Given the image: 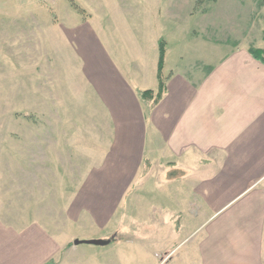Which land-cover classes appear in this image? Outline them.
Instances as JSON below:
<instances>
[{"label": "rangeland", "instance_id": "1", "mask_svg": "<svg viewBox=\"0 0 264 264\" xmlns=\"http://www.w3.org/2000/svg\"><path fill=\"white\" fill-rule=\"evenodd\" d=\"M207 2L186 10L172 0H0V217L12 229L11 262L41 261L53 245L46 264H200V241L233 210L215 215L231 196L227 185L208 205L194 186L198 172L146 164L122 202L86 194L113 133L81 52L88 42L94 53H143L154 64L163 37L173 65L179 53L197 49ZM212 10L220 15L222 52L238 44L242 24L240 46L264 55V0H220ZM202 44L200 37V53ZM22 85L27 106L20 105Z\"/></svg>", "mask_w": 264, "mask_h": 264}, {"label": "crops", "instance_id": "2", "mask_svg": "<svg viewBox=\"0 0 264 264\" xmlns=\"http://www.w3.org/2000/svg\"><path fill=\"white\" fill-rule=\"evenodd\" d=\"M172 1L176 5L185 2L186 10L198 4L197 0ZM219 2H207L201 36L197 32L193 38L195 52L179 53L171 65L167 48V91L155 105L142 100L139 91L157 90L158 62L153 64L143 53H94L87 42L81 52L83 73L113 134L105 153L108 160L86 180V194L113 204L122 202L136 180L148 172L147 168L140 174L146 159L153 168L165 166L163 171L180 166L198 172L192 176L194 186L208 205L218 203L222 186L231 188L227 204L215 215L227 205L233 206L226 221L214 222L200 241V264H264V62L253 56L252 44L249 49L240 46L247 33L242 24L235 29L240 36L238 44L228 52L220 50L221 39L215 35L220 15L212 10ZM229 6L241 11L245 4ZM250 6L246 16L252 26L257 6ZM236 14L234 20L241 13ZM13 63L12 70L17 69ZM24 90L22 85L20 105L27 106ZM11 234L12 229L9 231L1 219L0 264H46L47 258L57 253L52 245L41 261L11 262L7 249L8 244L11 248Z\"/></svg>", "mask_w": 264, "mask_h": 264}, {"label": "trees", "instance_id": "3", "mask_svg": "<svg viewBox=\"0 0 264 264\" xmlns=\"http://www.w3.org/2000/svg\"><path fill=\"white\" fill-rule=\"evenodd\" d=\"M207 1L215 2L217 0H198V4H203ZM261 49L251 48V53L253 56L260 61L264 62V55L262 54ZM166 53H167V42L166 39L161 37L159 39V59H158V69H157V78H158V87L157 90L147 89V90H140L139 95L147 103L152 102V105H155L161 101L164 94L167 91V82H168V75L165 74V60H166ZM147 164L148 167L151 166V162L149 159L145 160V165Z\"/></svg>", "mask_w": 264, "mask_h": 264}, {"label": "water", "instance_id": "4", "mask_svg": "<svg viewBox=\"0 0 264 264\" xmlns=\"http://www.w3.org/2000/svg\"><path fill=\"white\" fill-rule=\"evenodd\" d=\"M80 243H88V244H95V245H106L108 244L107 241L103 239H90V240H75V244H80Z\"/></svg>", "mask_w": 264, "mask_h": 264}]
</instances>
